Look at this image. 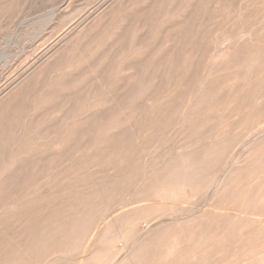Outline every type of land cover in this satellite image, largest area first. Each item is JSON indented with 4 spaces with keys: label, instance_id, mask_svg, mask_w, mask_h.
Listing matches in <instances>:
<instances>
[{
    "label": "rangeland",
    "instance_id": "rangeland-1",
    "mask_svg": "<svg viewBox=\"0 0 264 264\" xmlns=\"http://www.w3.org/2000/svg\"><path fill=\"white\" fill-rule=\"evenodd\" d=\"M0 93V264H264V0H0Z\"/></svg>",
    "mask_w": 264,
    "mask_h": 264
},
{
    "label": "bare ground",
    "instance_id": "bare-ground-1",
    "mask_svg": "<svg viewBox=\"0 0 264 264\" xmlns=\"http://www.w3.org/2000/svg\"><path fill=\"white\" fill-rule=\"evenodd\" d=\"M219 36V35H218ZM54 68V67H53ZM136 72H138V71H136ZM128 81V80H127ZM1 94V93H0ZM52 94H53V92H52ZM167 96V95H166ZM115 106V105H114ZM162 111V110H161ZM184 116V115H183ZM49 144H50V142H49ZM51 148V147H50ZM187 151V150H186ZM148 160V159H147ZM191 166V163H188V162H186V163H184L183 164V167H185V168H187V167H190ZM262 167V166H261ZM14 176V175H13ZM121 178V177H120ZM217 182V181H216ZM208 198V197H207ZM138 204V203H137ZM194 206V205H193ZM204 208V207H203ZM94 217V216H93ZM100 227H101V223L96 227V229H97V231L100 229ZM88 233V232H87ZM101 233V232H100ZM12 236H14V235H12ZM91 236H92V234H91ZM13 240V242H14V244L18 247V249H22V244H20V243H18V240L16 239V238H14V239H12ZM17 243H18V245H17ZM86 245V244H85ZM130 245V244H129ZM1 246H3V245H0V257H2V258H5L8 254H9V251H6V249H4L5 247H1ZM88 255V254H87ZM114 255V254H113ZM132 263V262H131Z\"/></svg>",
    "mask_w": 264,
    "mask_h": 264
}]
</instances>
